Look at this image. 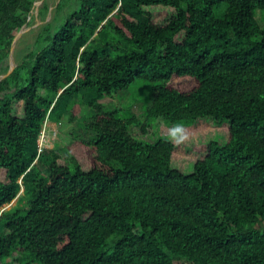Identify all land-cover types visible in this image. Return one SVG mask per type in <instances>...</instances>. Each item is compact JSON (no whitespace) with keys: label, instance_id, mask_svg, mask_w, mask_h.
<instances>
[{"label":"trees","instance_id":"obj_1","mask_svg":"<svg viewBox=\"0 0 264 264\" xmlns=\"http://www.w3.org/2000/svg\"><path fill=\"white\" fill-rule=\"evenodd\" d=\"M39 1L0 0V77L18 33L43 22L0 82V264H264V0H43L35 16ZM155 6L175 14L159 25ZM139 79L142 114L102 103ZM79 102L89 170L41 139ZM158 119L228 122L229 139L184 172L169 136L133 134Z\"/></svg>","mask_w":264,"mask_h":264},{"label":"rangeland","instance_id":"obj_2","mask_svg":"<svg viewBox=\"0 0 264 264\" xmlns=\"http://www.w3.org/2000/svg\"><path fill=\"white\" fill-rule=\"evenodd\" d=\"M56 0H53L55 2ZM37 7V6H36ZM39 7V6H38ZM38 7L35 10V16L38 13ZM54 8L47 20L54 18ZM152 14L155 23L165 24L174 14L175 10L169 7L155 6L147 8ZM63 15V14H62ZM256 18L260 26L264 27V11L257 10ZM63 18V17H61ZM41 19L36 18V24L25 27L13 51V57L17 64L21 56L25 55L29 49L34 47L35 37L38 27L42 25ZM21 52V56L18 54ZM20 58V59H19ZM172 84L181 91H188L195 87L196 83L191 78L174 77ZM152 85L144 79H139L127 90L121 91L111 97L105 98L102 103L111 110H119L122 117L134 113L140 115L144 112L151 101ZM80 103V102H79ZM15 112L18 116L23 114V105L16 104ZM91 111L80 103L74 107L73 118L66 117L60 123L48 121L43 126L42 145L48 149H55L62 157L60 163L70 160V153L73 154L81 163L85 170H89L91 163L90 157L85 152V147L78 139L88 141L95 137V132L86 125ZM136 138L141 140H154L159 135L169 136L176 146V153L173 157V165L184 172L193 170L197 161L205 158L208 152V145L216 141L225 144L229 139V123H216L212 119H203L193 125H169L162 119L153 122L147 135H142L137 128L133 130ZM17 204V199L7 207L10 209ZM12 264H16L12 262Z\"/></svg>","mask_w":264,"mask_h":264},{"label":"water","instance_id":"obj_3","mask_svg":"<svg viewBox=\"0 0 264 264\" xmlns=\"http://www.w3.org/2000/svg\"><path fill=\"white\" fill-rule=\"evenodd\" d=\"M42 2H43V0L37 2V3H36V6H37V7L40 6V5L42 4ZM23 33H24V30H21V31L18 33V35L16 36V38H15L13 44H12L11 53H10V70H9V72H8L6 75H3V76L0 77V82H1L4 78H6L8 75H10V74L14 71V69L17 67V64H16V62H15V60H14V57H13V51H14L15 46H16L17 42L19 41L21 35H23Z\"/></svg>","mask_w":264,"mask_h":264}]
</instances>
